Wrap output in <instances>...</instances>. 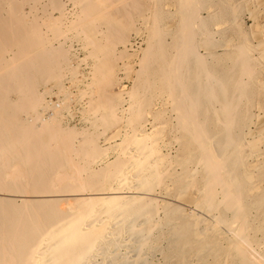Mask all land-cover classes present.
<instances>
[{
	"label": "bare ground",
	"instance_id": "1",
	"mask_svg": "<svg viewBox=\"0 0 264 264\" xmlns=\"http://www.w3.org/2000/svg\"><path fill=\"white\" fill-rule=\"evenodd\" d=\"M37 1L25 12L23 0H0V264H264V41L245 35L238 2L149 0L131 88L94 100L87 91L76 131L61 126L58 102L54 110L44 99L49 90H38L68 62L54 26L64 3L37 4L38 17ZM67 1L74 9L67 28L97 87L110 71L101 61L113 55L102 46L116 25L105 9L127 14L137 0ZM59 90L52 94L62 104ZM46 105L54 111L43 117ZM108 120L117 125L105 137ZM98 124L103 130L93 135ZM167 127L163 150L157 137ZM98 138L119 139L109 144V161L87 159Z\"/></svg>",
	"mask_w": 264,
	"mask_h": 264
},
{
	"label": "rangeland",
	"instance_id": "2",
	"mask_svg": "<svg viewBox=\"0 0 264 264\" xmlns=\"http://www.w3.org/2000/svg\"><path fill=\"white\" fill-rule=\"evenodd\" d=\"M41 0H38L37 1V3L36 4H34L35 6H36V8H37V10H38V8H39V6L40 5H42V4H46L45 6H48L49 5V3L47 4V3H45L46 1H48V0H42L41 2H40ZM44 1V2H43ZM61 2L63 1V8L65 9H63L64 10V13H63V15L61 16V18L59 17V19L58 20H56L55 21V24H54V26H55V28L57 29L58 28V26H59V29L60 30H58V33L57 34H59V32L62 34V33H64V35H61V36H63L62 38L63 39H65V41L64 40H62V38H60V36L58 37L59 39H58V41L57 40H55V38H53L52 36H51V32L50 31H47L46 30V35L47 36H49V37H52L53 39H54V41L52 40V38H51V41H50V38L48 39L54 46H55V44L57 45V42L59 43L60 41H62L63 43H62V48H66V51H68V53L66 54L68 57H67V60L66 61H68L67 62V64L66 63H64V64H66L67 65V67L69 66V65H71V68H67L66 67V65H64L63 64V62L64 61H62L61 63H60V74H58L59 76H58V79L57 80H53V79H50V80H48L46 83H45V85H41V84H39V86H38V90L39 89H44V88H47L49 91H48V93L47 94H49V96L46 94H44V99H45V101L47 100V99H49V100H47L48 101V103H49V105L48 106H50V102H52V106H50L52 109H56L57 107V113H56V115H58V117H59V119H61L60 120V123H61V126H64V127H69L70 128V126H72V127H74L75 129L74 130H76V131H78V130H80L81 128H83L84 127V123L81 121V117H82V115H86L85 114V112H84V110H85V104H86V101L90 98L87 94H88V92H89V90H90V92L92 93V95H94V98H93V100L94 99H96L97 98V95H100L101 93L100 92H103V94H107L108 96L111 94V95H113V94H118V93H124V92H126L127 90H129L130 88H131V85H132V82H131V80L132 79H134L133 78V75L134 74H136L135 73V69L137 70L138 69V62L137 61H139V56H140V54H141V50L145 47V43H144V41H143V37H142V32L140 33V31H142L141 29H139L140 27H139V20H140V18L143 16V17H146L147 15H148V13L152 10V6H149L148 7V5L150 4L151 5V1H149V0H142V3H144V2H146V4L147 5H145V3L144 4H142L140 1L141 0H135L138 4H133V5H130V6H132V8L130 7V9H129V5H127V7L125 8L126 9V12H128L127 14L123 11V10H121V8L119 7L117 10L118 11H116V12H118L117 14H115L116 12H114L112 9L111 10H107V9H110L111 8V6L108 8L107 7V5H109V3H111V1L110 2H103V5L105 6V7H107L105 10V12L109 15L108 16V18L110 19V20H114L115 21V24L116 25H114V31L112 30V32L110 33L111 34V38L109 37V39H108V41L107 42H105V43H103L102 44V46H107L108 48H110L111 49V51L109 50V54H113L112 56H116V57H118V59L119 58H121L120 60H118V59H115L114 57V59L116 60L115 62L112 60L113 58H112V56L111 55H108V56H111V57H108V58H106V59H103L101 62L102 63H104L103 64V66H106V68L107 67H110V71L109 72H105V70H103V72H104V75H102V73H101V78H100V76H98V82H99V80H101V82H104L105 84H109V86H108V88H107V85L104 87V83H101V87L102 88H100V87H98L99 86V84L100 83H98V86H97V84L95 83L93 86H97V87H92V86H90V84H91V82H90V80H89V77L86 75L87 74V72H88V70H87V64H89V62H90V60L88 59V58H85V53H84V51L83 50H80L79 49V42L76 40V38H74L77 42L76 43H74V39H73V37H74V32H72V31H74V30H72V29H70L69 30V28H67L68 26H69V21H70V19L72 20V19H74V16L72 17V15H74L73 14V12H74V9H73V5H71L70 6V4H72L71 2H69V1H67V0H60ZM114 1V0H113ZM113 1H112V3H113ZM134 1V2H135ZM148 1V2H147ZM171 0H166V2H168V4H169V2H170ZM243 1L244 0H232L231 2L232 3H234L233 5L235 6L236 4H235V2H238L237 3V5L235 6V7H237L236 8V10L234 11L235 12V14H236V17H238V18H241L242 19V23H243V25H242V29L245 31V35L247 36L248 34L250 35V37H251V42L252 43H254V42H262V41H264V35L262 34V33H264V0H245L244 1V4H243ZM33 2V0H31V1H28V2H26L25 0H23V2H22V10L23 11H27L28 10V8H26L28 5H30V3H32ZM39 2H40V4H39ZM150 2V3H149ZM229 2H230V0H229ZM230 2V3H231ZM240 2V3H239ZM25 3V4H24ZM26 3H28V5L26 4ZM42 3V4H41ZM67 5H66V4ZM106 3H108V4H106ZM231 3V4H232ZM39 6H38V5ZM106 4V5H105ZM240 4H242V5H240ZM25 5H27V6H24ZM111 5V4H110ZM239 5L240 6H243V9H241L242 7H240L239 8ZM53 6V5H52ZM113 7H114V5H112ZM133 6H135V8H136V12L135 11H133ZM138 6H141L140 8H141V10H140V8H138L139 10H137V7ZM29 7V6H28ZM41 7V6H40ZM49 7V6H48ZM48 7H46V10L48 9L49 10V8ZM67 7H69V8H71V9H69V8H67ZM112 7V8H113ZM146 7H148V8H146ZM50 8H52V7H50ZM150 8V9H149ZM27 9V10H26ZM102 9H104L103 7L102 8H100V10H102ZM47 10V11H48ZM52 10V9H51ZM67 10V11H66ZM72 10V11H71ZM114 10H115V8H114ZM244 10V11H243ZM40 11V9L37 11V16L38 17H40L39 15L41 14V12H39ZM71 12V13H66V12ZM148 11V12H147ZM238 11V12H237ZM241 11L243 12L242 14H241ZM49 12L51 13V11L49 10ZM124 12V14H122ZM202 12V11H201ZM237 12V13H236ZM40 13V14H39ZM66 13V14H65ZM138 13V14H137ZM58 12L57 11H52V13H51V15H52V17H57L58 15ZM65 14V15H64ZM68 14V15H67ZM69 14H71V15H69ZM102 13H100V15H101ZM132 14V15H131ZM102 15H104V14H102ZM241 15V16H240ZM72 17V18H71ZM130 17V18H129ZM139 17V19H137ZM121 20V21H119V22H117L118 20ZM244 19V20H243ZM117 20V21H116ZM61 22V24H60V22ZM68 21V22H67ZM174 22V21H173ZM57 23H59V24H57ZM249 24V25H248ZM66 25V26H65ZM256 25V26H255ZM254 26V27H253ZM66 27V28H65ZM116 27V28H115ZM253 27V28H252ZM138 28V30H139V33H136L135 32V30ZM42 29V31H45V27H42L41 28ZM65 29V30H64ZM122 29V30H121ZM248 29V30H247ZM255 29H257V31L255 30ZM67 30H69V32L67 31ZM261 30V31H260ZM98 31V30H97ZM124 31V32H123ZM243 31V32H244ZM47 32L49 33V35L47 34ZM70 32H72L73 34L71 35V33ZM66 33V34H65ZM97 33L98 32H93V34L95 35H97ZM226 34L227 33H224V35L226 36ZM141 35V36H140ZM228 35L229 34H227V37H228ZM73 36V37H72ZM110 36V35H109ZM66 37H69V38H67L66 39ZM71 38H72V40H71ZM118 38H119V41L122 43L123 41L124 42H127L126 43V46H125V48H123V46L121 45V43L119 42L118 44H117V41H118ZM122 38V39H121ZM61 39V40H60ZM122 41H121V40ZM55 41H57L56 43H55ZM71 43H70V42ZM70 44H69V43ZM111 43V44H110ZM69 44V46L71 47V49L72 50H69L70 48L69 47H67V45ZM77 44V45H76ZM110 46H108V45ZM73 45H75V46H73ZM116 45V46H115ZM119 45H121V47L119 46ZM263 45H264V42H263ZM74 47H75V49H74ZM77 47H78V49H77ZM113 47H115V48H113ZM120 49V52H121V50H124L125 52H124V54H123V52L121 53V55H122V57H120L121 55H119V54H117V52H118V50ZM127 48H129V49H127ZM262 48H264V47H262ZM117 50V52H116V50L115 51H113V53H112V50ZM126 50H128V51H126ZM72 52V53H71ZM76 52V53H75ZM116 52V53H115ZM73 53H74V55H73ZM262 53H264V49H263V51H262ZM72 54V55H71ZM117 54V55H116ZM138 54V55H137ZM76 55V56H75ZM83 55H84V57H83ZM79 57V58H78ZM138 57V58H137ZM261 58H262V60H261V63H262V61H263V63L261 64V72H262V76L260 77L261 79H264V54L263 55H261ZM79 60V62H78V60ZM80 59H81V61H80ZM82 59L84 60V62L86 61V66L84 65V62L82 61ZM87 59V60H86ZM138 59V60H137ZM65 61V62H66ZM113 61V62H112ZM126 61V62H125ZM113 64H112V63ZM101 63V64H102ZM123 63H127V68L125 69V67H123ZM103 66H101L102 68H104ZM87 67V68H86ZM119 67V68H118ZM122 67V68H121ZM67 68V69H66ZM132 68V69H131ZM70 69V70H69ZM105 69V68H104ZM123 69V70H122ZM86 70H87V72H86ZM122 70V71H121ZM133 70V71H132ZM69 71V72H68ZM69 73H70V77H69ZM68 74V75H67ZM74 76V79H73V76ZM82 75V76H81ZM84 75H86V76H84ZM100 75V74H99ZM106 75V76H105ZM103 76V77H102ZM83 77H85V79L83 78ZM68 78L70 79V81L68 80ZM88 78V79H87ZM73 79V80H72ZM59 82V85L61 86V89L63 90H59V87L57 86V84H56V82ZM133 81V80H132ZM53 84V85H52ZM76 84V85H75ZM103 84V85H102ZM53 87H52V86ZM55 85V86H54ZM41 86V87H40ZM44 86V87H43ZM46 86V87H45ZM50 86V87H49ZM69 86V87H68ZM40 87V88H39ZM57 89H56V88ZM64 89H63V88ZM86 88H88V89H86ZM101 89V90H99V89ZM104 88V89H103ZM54 89V90H53ZM55 89H56V91L57 90H59V91H61V92H63L62 94H65V95H67V99H65L64 101H63V103L61 104V102L58 100V98L60 97H58L57 96V99L54 97V93H55V96H56V91H55ZM84 89V90H83ZM103 89V90H102ZM51 90V91H50ZM95 90V91H94ZM97 90V91H96ZM53 91H54V93H53ZM88 91V92H87ZM104 91L105 92H107V93H104ZM52 94H50V93ZM66 92V93H65ZM71 92V93H70ZM89 92V93H90ZM94 93V94H93ZM97 94V95H96ZM91 95V94H90ZM89 98H88V97ZM95 96H96V98H95ZM91 98V99H92ZM145 98H147V96L145 97ZM148 98H149V102L150 103H154V99H155V96L154 95H150V96H148ZM154 98V99H153ZM150 99L153 101H150ZM51 100V101H50ZM56 101L58 102V105L59 106H57L56 108H53V106L56 104L57 105V103H56ZM60 102V103H59ZM68 102V103H67ZM146 102H148V99H147V101H145V99H144V103L143 104H148V103H146ZM54 103V104H53ZM149 103V104H150ZM46 105V106H47ZM146 105H145V109L147 108L146 107ZM151 106H149V108H148V111L149 110H151V112H154L155 110H156V106H155V109H151V107H153L154 108V105L153 104H150ZM44 107V109H43V111H42V116L43 117H47V113L48 114H51L54 110H52V109H50V110H52V111H50L49 110V107L47 106V107ZM144 106V105H143ZM48 108V109H47ZM47 109V110H46ZM64 109V110H63ZM47 111V112H46ZM146 111V110H145ZM253 113H255V114H259L261 111H260V109H259V107H254L252 110H251ZM51 112V113H50ZM60 113V116H59V113ZM68 113L70 114V116L68 115ZM61 114H62V116H61ZM65 114H67V115H65ZM148 114V113H147ZM147 114H140V116H142L143 117V115L145 116V115H147ZM63 115H65V116H63ZM72 115V116H71ZM140 116L139 117H137V119H136V121H139L141 118H140ZM63 117V118H62ZM67 117V118H66ZM146 118L147 119H150L149 118V116H146ZM139 119V120H138ZM258 120V122L260 123L261 122V118H259V119H257ZM113 121V120H112ZM111 120H108V121H106L105 123H107V124H105L104 122L102 123V121H101V123H102V126L103 125H106L107 127H103L104 129H105V137H107V136H110L112 133H114V129H116V125H114V126H112V124L111 123H113ZM110 123V124H109ZM100 124V123H99ZM98 124V126H100V127H98L95 131H92V134L94 135V133H96L97 134V132H100V129H101V131L103 130V128H102V126L101 125H99ZM109 125H111V126H109ZM147 128H148V125L147 124H145V129L147 130ZM165 131H167V132H165ZM170 132L168 131V127H167V129L166 130H164L161 134H160V136L159 137H157V141H158V143L157 144H159V146L163 149V150H167V149H169L170 147H169V142L171 141L170 139H169V137L171 136V134H169ZM95 134V135H96ZM170 136H169V135ZM77 140H80V139H77ZM76 139H72V142H73V144H75V142L77 141ZM89 141H90V139H88ZM93 139H91V141H92ZM66 141V140H65ZM94 141V140H93ZM95 141H97L96 142V144H98V146H94V151L92 152V153H90V158H87V159H95V157H96V155H98L100 158H104V160H107V161H109L110 159H111V157L113 156V154H112V152H114V151H111V147L109 146V144L111 145L112 143H115V141L117 142V141H119V139H117L116 140V138L115 139H104V138H98L97 140L95 139ZM94 141V142H95ZM111 141V142H110ZM113 141V142H112ZM78 142V141H77ZM77 142H76V144H77ZM167 145V146H166ZM113 148V147H112ZM98 153V154H97ZM65 156V155H64ZM67 156V155H66ZM66 156H65V158H66ZM94 156V157H93ZM64 158V159H65ZM66 160H67V158H66ZM65 160V161H66ZM68 160H69V158H68ZM67 160V163L70 161H68ZM72 163V162H71ZM70 165V164H69ZM74 165V164H73ZM76 167V166H75ZM73 167H70V169H71V171L73 170L72 169ZM77 168V167H76ZM70 169H69V171H70ZM75 170V169H74ZM73 170V171H74ZM77 170V169H76ZM75 170V171H76ZM67 171V170H66ZM70 171V172H71ZM186 196L188 197V199L190 198H192L193 196L191 195V193H187L186 194ZM188 199H187V201H184L185 203H188V205L189 206H192L191 204H190V201L191 200H189L188 201ZM183 200V199H182Z\"/></svg>",
	"mask_w": 264,
	"mask_h": 264
}]
</instances>
